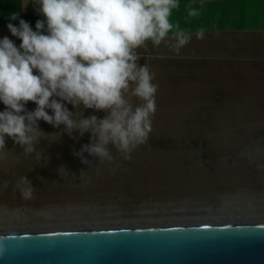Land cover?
Listing matches in <instances>:
<instances>
[{
    "label": "rangeland",
    "instance_id": "1",
    "mask_svg": "<svg viewBox=\"0 0 264 264\" xmlns=\"http://www.w3.org/2000/svg\"><path fill=\"white\" fill-rule=\"evenodd\" d=\"M206 9V20H189L187 13L171 17L193 30L179 54L171 39L137 50L143 56L138 63L147 62L155 73L158 91L152 131L131 159L125 160L111 143L112 160L82 152L84 145L96 142L91 130L81 136L78 129L69 133L63 124L53 127L43 120L36 121L41 134L27 156L24 146L5 136L2 227L264 215V31L222 23L230 6L213 7L219 18ZM231 16L236 22L237 15ZM199 27L205 29L203 39L194 34ZM126 96L133 107L142 103L130 92ZM64 103L76 120L106 115ZM4 107L0 103V111ZM35 108L31 101L26 105L28 112ZM21 176L32 182L31 199H23L16 188Z\"/></svg>",
    "mask_w": 264,
    "mask_h": 264
},
{
    "label": "clouds",
    "instance_id": "2",
    "mask_svg": "<svg viewBox=\"0 0 264 264\" xmlns=\"http://www.w3.org/2000/svg\"><path fill=\"white\" fill-rule=\"evenodd\" d=\"M44 19L37 20L35 30L19 12L8 15L16 26H6L21 43L17 46L8 36L0 39V152L5 150V136L24 146L25 156L35 151L33 144L40 133L36 121L53 127L65 126L91 130L96 142L82 147V152L112 160L107 148L111 143L125 160L131 152L147 142L156 112L155 73L138 49L147 42L159 47L174 40L172 50L179 54L192 39L193 30L171 20L180 0H33ZM203 0H201V9ZM189 20L198 18L201 9L186 6ZM171 34V35H170ZM203 39L205 29L194 32ZM130 92L142 103L133 107ZM36 108L26 110L28 102ZM83 105L103 110L96 116L76 120L65 106ZM46 109H50V115ZM0 156V159H3ZM3 186H8L4 181ZM23 199L33 197L32 182L21 176L16 183ZM5 251L0 243V254Z\"/></svg>",
    "mask_w": 264,
    "mask_h": 264
},
{
    "label": "water",
    "instance_id": "3",
    "mask_svg": "<svg viewBox=\"0 0 264 264\" xmlns=\"http://www.w3.org/2000/svg\"><path fill=\"white\" fill-rule=\"evenodd\" d=\"M0 264H264V219L0 231Z\"/></svg>",
    "mask_w": 264,
    "mask_h": 264
},
{
    "label": "crops",
    "instance_id": "4",
    "mask_svg": "<svg viewBox=\"0 0 264 264\" xmlns=\"http://www.w3.org/2000/svg\"><path fill=\"white\" fill-rule=\"evenodd\" d=\"M190 2L196 5V8L201 9V0H180V8L174 10L172 16L177 13H186L185 6ZM222 4L227 7L230 6V10L226 13V20L223 17L221 19L222 23L231 28L234 26L235 29L264 31V0H203L201 15L198 18L207 19L209 15V10L206 9L207 5L210 8L211 15H218L213 7L217 6V10H219V6ZM231 5L236 6L235 11L231 9ZM38 8L39 5L35 4L33 0H0V39L8 36L9 39L19 46L21 41L12 36L6 26L9 22L18 26L19 20L10 21L7 17L11 13L19 12L20 18L30 22L33 30H35L36 21L44 19L36 11ZM231 13L237 15L235 18L236 22L233 20ZM219 16L216 18H219Z\"/></svg>",
    "mask_w": 264,
    "mask_h": 264
},
{
    "label": "bare ground",
    "instance_id": "5",
    "mask_svg": "<svg viewBox=\"0 0 264 264\" xmlns=\"http://www.w3.org/2000/svg\"><path fill=\"white\" fill-rule=\"evenodd\" d=\"M12 214V213H11ZM17 215V214H16ZM15 216V215H14ZM12 217V215H11ZM202 217V216H201ZM199 216V218H192V217H180V218H175V219H158V220H151L150 219L147 221V219L145 221L143 220H139L137 221L138 223H146V222H163V221H190V220H226V219H264V215H254V214H250V215H217V216H213V217H209V215L207 217L201 218ZM111 222V221H110ZM109 221H107V223H97V225H106V224H110ZM135 222V221H134ZM59 223V222H58ZM70 223V222H67ZM118 223V222H117ZM56 224V223H55ZM60 225V223H59ZM67 224H62L63 227H67ZM54 224H14L12 223L11 225H6L4 227H2V225H0V231H11V230H25V229H40V228H53ZM57 225H55L54 227H56ZM61 226V227H62ZM59 227V226H58ZM72 227V226H69Z\"/></svg>",
    "mask_w": 264,
    "mask_h": 264
}]
</instances>
